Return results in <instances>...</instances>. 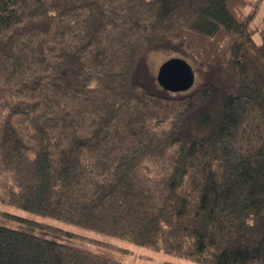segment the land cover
<instances>
[{
  "label": "trees",
  "instance_id": "obj_1",
  "mask_svg": "<svg viewBox=\"0 0 264 264\" xmlns=\"http://www.w3.org/2000/svg\"><path fill=\"white\" fill-rule=\"evenodd\" d=\"M259 8L0 0V203L198 264H264ZM155 52L185 59L198 85L162 88ZM122 253L0 211V264Z\"/></svg>",
  "mask_w": 264,
  "mask_h": 264
},
{
  "label": "rangeland",
  "instance_id": "obj_2",
  "mask_svg": "<svg viewBox=\"0 0 264 264\" xmlns=\"http://www.w3.org/2000/svg\"><path fill=\"white\" fill-rule=\"evenodd\" d=\"M252 3V6L257 4V6L260 5L259 12L255 18V20L252 23L253 28H264V0H249ZM250 9H247V12ZM254 39L256 42H261V36L259 33H256L254 35ZM174 57V54L172 53H164V52H155L151 54L149 58V65L151 70L157 74L160 66L168 59ZM199 83V76L195 75L194 83L191 87V89H194ZM0 211L6 212L8 214H14L17 216L25 217L31 220H36L40 222H45L50 225H54L60 228H63L65 230L74 232L79 235L87 236V237H95V239H100L104 242L112 243L120 245L121 247H125L128 249V253H122L120 254V257L126 262V264H198L196 262L184 260L181 258H177L168 254H165L163 252H157L152 251L147 248H143L140 246H136L127 242L119 241L115 238H109L102 235H96L93 232L87 231L85 229L69 225L51 218L46 217H40L33 215L29 212L22 211L19 209H16L14 207L7 206L3 203H0ZM4 220V219H3ZM10 221V220H6ZM8 223V222H7ZM10 225V224H8Z\"/></svg>",
  "mask_w": 264,
  "mask_h": 264
},
{
  "label": "water",
  "instance_id": "obj_3",
  "mask_svg": "<svg viewBox=\"0 0 264 264\" xmlns=\"http://www.w3.org/2000/svg\"><path fill=\"white\" fill-rule=\"evenodd\" d=\"M157 80L162 88L169 92H184L189 90L195 80V74L190 63L180 57L166 60L157 72Z\"/></svg>",
  "mask_w": 264,
  "mask_h": 264
}]
</instances>
